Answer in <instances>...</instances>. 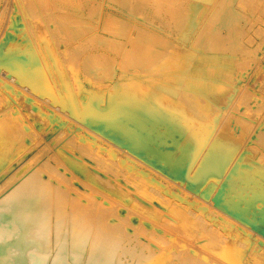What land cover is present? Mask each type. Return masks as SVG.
Listing matches in <instances>:
<instances>
[{"label":"bare ground","instance_id":"bare-ground-1","mask_svg":"<svg viewBox=\"0 0 264 264\" xmlns=\"http://www.w3.org/2000/svg\"><path fill=\"white\" fill-rule=\"evenodd\" d=\"M156 1V16L147 8L136 17L108 0H13L10 6L0 0V88H21L16 101L33 120L30 142L0 166L1 179L26 184L0 199V264H234L222 259L233 252L236 264H264L258 237L195 201L199 193L185 195L176 181L239 204L250 224L264 223V108L247 110V97L255 96L244 81L253 77L248 67L259 69L263 80L256 86L264 88L257 57L264 55V0H205L206 7L198 0ZM255 32L260 40L249 49ZM14 46L12 62L3 63V52ZM47 61L67 91L71 114L79 113L71 88H97L94 101L79 99L90 118L81 127L76 117L67 119L69 112L44 105L38 88L56 86ZM156 200L180 228L160 221ZM105 212L117 219L115 233H99L95 223ZM40 219L54 235L31 228ZM129 228L149 238L121 245ZM176 232L186 245L207 237L211 247L196 258L172 257L163 237Z\"/></svg>","mask_w":264,"mask_h":264},{"label":"rangeland","instance_id":"rangeland-1","mask_svg":"<svg viewBox=\"0 0 264 264\" xmlns=\"http://www.w3.org/2000/svg\"><path fill=\"white\" fill-rule=\"evenodd\" d=\"M11 1L13 2V0H11ZM11 1L8 0V2H9L8 5L9 6H10V4L12 5V2ZM108 1H111L114 4H118L119 3V5H122V8H124L125 11H127L128 13H130L133 16H136V17H141V12L144 13L145 11H148L147 8H149V9L151 8L152 9V12L150 11L149 14H148V16H150V15L152 17L153 16H156L154 14V10H153L154 7H155V5H156V2H157L156 0H151V2H147V3L144 0H140V1L143 2V6H141V8H140L141 10L140 11L137 10L136 8L134 9L133 7L130 6L131 4H133L135 2V0H108ZM198 1H199L198 2L199 5L201 7H206L207 6L206 4H209V2L208 1H205V0H198ZM126 5H128V7ZM185 9H186V7L184 8V10ZM205 15H206V13H205ZM160 20L164 24L163 17H161ZM160 20L156 17V19L153 20V21L155 23L159 24ZM180 21H181V17H180ZM180 21H179V23H180ZM110 22L114 23L112 20H110L109 23ZM165 23H169V22H165ZM171 24H173V23H171ZM172 28H175V27H172ZM262 28H264V25H263ZM260 34H262V32H260ZM254 36H255L256 42L254 41L253 44H248L249 45V49H253L258 44V42L260 40V37H259V35H257L256 32H255V35ZM260 42H263L262 43V46H264V40H261ZM10 43H12V42H10ZM8 45H11V44H8ZM8 45H7V47H8ZM12 49H16V46L12 47L9 52H6V53L3 52V56H2V58H3L2 59V62L3 63H5V62L6 63L7 62H12V58L9 57V55H11ZM257 57L259 58L258 60H260V62H262V63L264 62V55H263V53L261 51L259 52V55ZM237 59L239 61V58H237ZM3 60H5V61H3ZM49 63L50 62L47 61V64H49ZM248 69H250V71L253 70L252 71L253 77H251V78L246 77V79H244V81L246 83V87L249 88V89H251V91L253 92L252 96H255V99L258 101V99L260 97L264 98V88H257L256 82L262 81L263 80V75H262V72L259 69H253L251 67H248ZM48 71L50 73V76L52 77L51 79H53V81H54V83H55V85L57 87L55 86V88H53V87L52 88H44L43 89L44 91L42 90V88H38L40 90L39 93H41V91L44 92V93H42V94H44L43 96L41 94V96H42L41 98L42 99L44 98L43 101L46 100L45 101L46 104H44V105L46 107H49V108H47L49 110L50 109L52 110V108H53L52 111H54V112H58L59 111L58 113H60V111H61L62 113L63 112L68 113L69 112V114H71V106H70V104H71L70 101L71 100L67 96V91L65 90V88H62V86H61V84L59 82V79H58L59 77H57V73H56L55 69L53 68V65L51 66L49 64V70ZM61 71H62L63 75H65L66 77H69V72H68V69L66 67L62 66ZM147 71H149V70L147 69ZM153 71H155V70H153ZM144 86H146V85H144V84H133L132 85L131 84L128 87L145 88ZM125 87H127V86L125 85L124 88ZM28 89L31 90V92H33L31 88H28ZM71 89L73 91L72 92V95H74V101L77 102L76 103V105H77L76 106L77 107L76 109H77V111H79V113H78V115L71 114V116L67 117V119L69 118L70 120L71 119L72 120H75V119L70 118V117H72V116L76 117V119L78 120V122H77L78 124L77 125L79 127H81L80 124L81 123L84 124L85 123L84 120L90 119V118L84 114L83 108H82V104L80 103L79 99H83L84 98L85 100H88V101H94V97L96 96L97 88H83V89L81 88L80 90H78L77 88H71ZM15 90L22 91L21 88H0V164H1L0 166H1V168L3 167L2 163L6 159H7V162L6 163H8V162H10V161L13 160V157L16 154V150L18 149V147L21 144L30 142V134H29L30 132L29 131H30L31 127H32L31 126L32 125L31 123L33 122V120H32V117L30 115H28V113H27L28 106L25 107V108H22L21 105L18 103V101H16ZM45 92H46V95H45ZM55 92H56V95L54 94ZM247 93L248 92H246V91L243 93L245 95V97L248 96ZM65 94H66V96H64ZM58 95H61L62 96V104L63 105H60L61 101L57 98ZM248 97H247V100L248 101L246 102L248 104V106H247V104L245 102L243 103V106H247L248 107V109H247L248 111H250L251 109L255 110L257 107H263L264 108V102L262 103V101H260V104L258 103V106H257V105H254L253 104V101L255 99L254 98L253 99L252 98L251 99H248ZM56 98H57V100H56ZM63 99H64V102H63ZM47 102H49V103H47ZM56 104H57V106H56ZM50 106H53V107L50 108ZM56 108H57V110L58 109L59 110L57 111ZM35 124L37 125V130H40L43 133V129L44 128L43 127L40 128V126H38L37 123H35ZM42 136H44V134ZM43 139L44 138H41L39 140V144H41V142H42ZM44 141H46V138L44 139ZM41 149H44V148L42 147ZM43 153H45V152H43ZM133 155L134 156H138L137 158H140V160L146 161L145 155L140 154L137 151H134ZM44 156H46V155H44ZM127 157H129V156H127ZM134 161L139 162L136 159H134ZM139 164L143 165V163H140V162H139ZM155 167L158 168V169L160 168L158 165H156ZM42 174L45 175L44 172H42ZM169 176L171 178H174L172 175H169ZM19 179H20V177L18 179H15V178L7 179V181H5L3 178L2 179L0 178V199H2L3 196L6 195L7 193H9L10 191L14 190L18 185L19 186H25L26 185L25 183H20L21 181ZM176 181L179 184H181V185L183 184L182 186H180L182 190L186 187L185 190H183L185 192L186 189H187V191L185 192L187 194H185V195H188V196H191V197H194V196H192L193 194L194 195H198L197 193H199V195H198L199 197L202 195L199 190H193L188 185V183H183L181 180H176ZM189 190H191V191H189ZM188 191H189V193H188ZM191 193H193V194H191ZM198 196H195V199H196L195 201H198V202L201 201V203L204 204L205 207H207V208L209 207L208 209H212L214 213H217L218 216L219 215L222 216V218L226 217L225 219H227V220H229L231 218L230 221H232L235 224H237L239 221H241L242 224H240L241 222H239V224H237V225L240 228L245 229L246 232H249L250 231L251 233L250 232L249 233L252 236L258 237L257 239L259 240V242L258 241L257 242L258 243L261 242V244L264 245V243L262 242V241H264L263 240L264 239V223H262L261 221H257V224L256 225H253V224L248 223L245 220L246 218L243 215H240L238 213L239 212V207H240L239 204H234L232 202H229L230 203L229 204V203H226V202L221 201L222 200L221 198H219V199L217 198V201L219 200L217 202L215 198H214L215 199L214 200L213 198H209V197H206L204 195H202V196H204V198L201 196V198L203 200L202 201V200H200L201 198L199 199ZM64 200L66 201V199H64ZM207 201H210V202H213V203L215 202V205L212 204V203L210 204V202H207ZM237 202H240V201H237ZM218 203H220V204H218ZM225 204H226V207H225ZM153 205L155 206V209L158 210V208H159L158 211H160V212H158V213H159V218H160V221L161 222H163V223L165 222L167 224V226H169V228H171V229H173V228H176V229L177 228H180V226H179V224L181 223L180 220H178V219H176V220L175 219L174 220H170L171 218H166V217L167 216H171V214H169L167 212H163L162 213V210H161L160 207H162L164 205L160 201H158V200L154 201ZM213 205H214V207H212ZM221 205H223V206H221ZM228 206H230L231 208H229ZM221 207H222V209H221ZM216 208H218L219 210L216 209ZM221 211H222L223 214L221 213ZM231 211H232V213H231ZM236 211H237V213H236ZM143 214L145 215V213H143ZM225 214L226 215L228 214V215L226 216ZM236 214H238V215H236ZM239 215H240V218H238ZM232 217H234V218H232ZM133 219L134 220H137L138 218L136 216H134ZM235 220H237V221H235ZM115 221H117V219L115 217H113L109 213H106L105 212V213H102V214H99L98 215V221L95 224H97V226H99V233H102L101 228H104V229H106V231H109L111 233H115V230L117 228V224H114L113 223ZM243 221H245V222H243ZM137 223H139V221H137ZM244 223H245V225H244ZM246 223H248V224L246 225ZM45 224H46V220L40 219V220L36 221L31 226V228L34 229L36 227L40 234H43L45 232H51L54 235V233L52 232L51 225L48 228H46V225ZM249 225H250V227H252L251 229L249 228ZM246 226L248 227V229L246 228ZM247 230H249V231H247ZM127 231H128L129 234L126 235L124 238L121 239V245H123V243H124V245H127V247H129V248L135 247V245H136L135 240L138 237L140 238V236H141L143 239L149 238V236L141 235L140 234V230L139 229H136V228H134V231H130V228ZM177 233L178 232H176V234ZM177 237L179 238V235L178 234L176 236H174V237H163L164 238V241L167 242V244L171 246L170 249H168V250L172 254V257L178 258V257L190 255V256H193V257L196 258L200 254H202L200 251H202L203 248H206L207 249L208 247H211L208 244L209 239H207V237L204 239V241H205L204 244L201 243L199 246H196V247L195 246L194 247H191L190 246L191 243L189 245H186V241L183 240L184 238L181 237L182 240H180V239H177ZM172 246H175V248L172 247ZM206 249H204V250H206ZM203 257H205V256H203ZM236 257L237 256H235V254L233 252L231 258L228 257V256H224V257H222V259L223 260H227V262H233L234 264H236L235 263L236 262V259H237ZM211 264H221V263H218V262L215 261V262H212Z\"/></svg>","mask_w":264,"mask_h":264}]
</instances>
